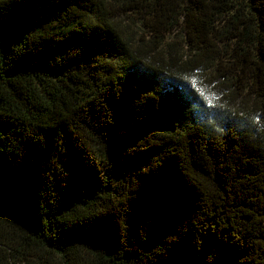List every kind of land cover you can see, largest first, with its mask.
<instances>
[{"label":"trees","instance_id":"1","mask_svg":"<svg viewBox=\"0 0 264 264\" xmlns=\"http://www.w3.org/2000/svg\"><path fill=\"white\" fill-rule=\"evenodd\" d=\"M256 112L264 0H0V264H264Z\"/></svg>","mask_w":264,"mask_h":264},{"label":"clouds","instance_id":"2","mask_svg":"<svg viewBox=\"0 0 264 264\" xmlns=\"http://www.w3.org/2000/svg\"><path fill=\"white\" fill-rule=\"evenodd\" d=\"M204 73L205 69L203 67H196L190 71H183L174 77H168L166 74H163L162 79L178 80L187 88L194 100L198 102L201 108L206 110L208 114L215 113L216 111L229 110L228 104L225 101L224 90L220 89L218 86L213 87L212 82L205 77ZM240 115L243 116L244 114L241 113ZM262 115H264V112H256L249 117L252 128L257 136L264 134V119H261ZM196 122L201 124L199 121ZM213 123L212 121L206 120L203 122V126L209 128ZM211 130L220 134L225 132V128L220 126L211 127Z\"/></svg>","mask_w":264,"mask_h":264}]
</instances>
